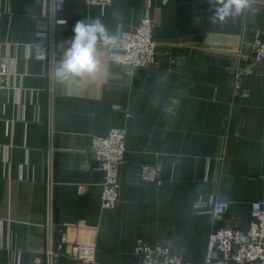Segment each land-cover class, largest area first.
Here are the masks:
<instances>
[{
    "label": "crops",
    "instance_id": "0c3cea01",
    "mask_svg": "<svg viewBox=\"0 0 264 264\" xmlns=\"http://www.w3.org/2000/svg\"><path fill=\"white\" fill-rule=\"evenodd\" d=\"M253 8L214 25L207 0H65L60 10L0 0V264H83L75 245L96 246L90 264H136L137 239L199 263L217 199L230 202L217 227H247L251 203L264 204V63L252 60L264 0ZM146 17L156 23L150 67L120 66L98 45L94 75H51L78 20L98 18L116 36ZM236 67L247 71L238 95ZM111 128L126 132L127 154L119 204L104 210L90 143ZM145 163L159 166L157 181L141 180ZM60 236L68 243L52 260Z\"/></svg>",
    "mask_w": 264,
    "mask_h": 264
},
{
    "label": "built area",
    "instance_id": "2783aa9c",
    "mask_svg": "<svg viewBox=\"0 0 264 264\" xmlns=\"http://www.w3.org/2000/svg\"><path fill=\"white\" fill-rule=\"evenodd\" d=\"M90 5L106 9L113 0H85ZM167 1V0H164ZM55 10L63 9L65 0H52ZM156 23L146 17L140 25L132 30L121 31L116 43L108 49L109 59L130 69L148 68L154 62L156 41L154 38ZM37 57L48 59L45 45L35 47ZM253 62L264 63V29L258 33L252 44ZM234 79L235 94H240V81L247 72L243 67L231 70ZM6 74V59L0 53V76ZM245 93V92H244ZM90 150L99 168L104 172L101 195V207L113 210L119 204L121 187L120 170L126 162V132L111 128L105 136H94ZM159 166L152 163L142 165L140 178L143 182H155L159 177ZM230 208V202L217 199L211 204L214 227L210 231L204 259L199 263L185 261L180 254L163 243L153 244L144 239L135 242L133 256L136 264H264V204L261 201L251 203V219L247 227L241 228L225 223L217 227ZM68 243L66 236H60L58 247L52 251V260L57 258L59 250ZM95 245H75L72 257L83 264L93 263L96 257Z\"/></svg>",
    "mask_w": 264,
    "mask_h": 264
},
{
    "label": "clouds",
    "instance_id": "9594fccd",
    "mask_svg": "<svg viewBox=\"0 0 264 264\" xmlns=\"http://www.w3.org/2000/svg\"><path fill=\"white\" fill-rule=\"evenodd\" d=\"M207 4L212 11L210 22L214 25L223 24L228 18L238 17L246 11L253 14L258 11L253 8V0H207ZM73 33L62 58L51 70L53 78L59 81L94 75L100 64L97 58V46L110 48L118 39L106 30L98 18L78 20L74 25ZM58 47L64 48V43Z\"/></svg>",
    "mask_w": 264,
    "mask_h": 264
}]
</instances>
